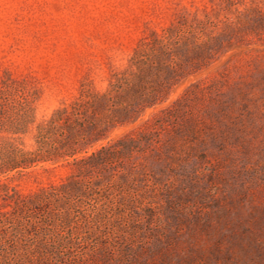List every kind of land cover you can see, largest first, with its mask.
Returning a JSON list of instances; mask_svg holds the SVG:
<instances>
[{"label": "rangeland", "instance_id": "374dc122", "mask_svg": "<svg viewBox=\"0 0 264 264\" xmlns=\"http://www.w3.org/2000/svg\"><path fill=\"white\" fill-rule=\"evenodd\" d=\"M140 70L97 165L8 169ZM0 264H264V0H0Z\"/></svg>", "mask_w": 264, "mask_h": 264}, {"label": "trees", "instance_id": "16d2710c", "mask_svg": "<svg viewBox=\"0 0 264 264\" xmlns=\"http://www.w3.org/2000/svg\"><path fill=\"white\" fill-rule=\"evenodd\" d=\"M143 72L140 70L133 76L124 74L111 82L109 90L92 94L84 102L77 101L54 109L39 126L37 149L11 159L8 169L25 168L40 161L57 163L68 158H71V162L78 169L97 165L100 154L113 145L102 146L97 151L79 157L77 154L86 152L87 147L104 140L108 130L123 123V118L129 114L130 108L143 100L140 93L141 88L145 86ZM122 94L125 97H122ZM120 98L125 99L120 104V109L115 110L113 114L108 113L106 108L113 105L115 109L118 108L115 104ZM69 180V185H77L72 178ZM27 200L34 205L51 201V187L33 193ZM22 206L23 203L17 202L13 207V215L18 216L22 212Z\"/></svg>", "mask_w": 264, "mask_h": 264}]
</instances>
